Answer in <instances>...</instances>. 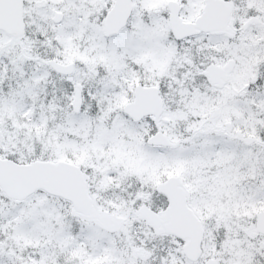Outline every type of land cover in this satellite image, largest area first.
<instances>
[{"label": "snow or ice", "instance_id": "1", "mask_svg": "<svg viewBox=\"0 0 264 264\" xmlns=\"http://www.w3.org/2000/svg\"><path fill=\"white\" fill-rule=\"evenodd\" d=\"M0 264H264V0H0Z\"/></svg>", "mask_w": 264, "mask_h": 264}]
</instances>
